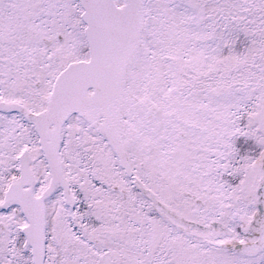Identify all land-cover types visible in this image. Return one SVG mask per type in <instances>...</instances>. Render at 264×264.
I'll use <instances>...</instances> for the list:
<instances>
[{"label": "snow or ice", "instance_id": "6c2138e0", "mask_svg": "<svg viewBox=\"0 0 264 264\" xmlns=\"http://www.w3.org/2000/svg\"><path fill=\"white\" fill-rule=\"evenodd\" d=\"M0 264H264V0H0Z\"/></svg>", "mask_w": 264, "mask_h": 264}]
</instances>
